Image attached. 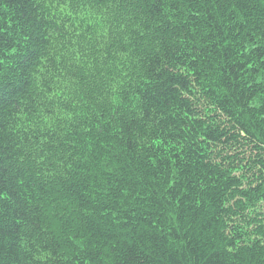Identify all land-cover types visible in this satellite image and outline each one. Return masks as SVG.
I'll list each match as a JSON object with an SVG mask.
<instances>
[{
  "label": "trees",
  "instance_id": "trees-1",
  "mask_svg": "<svg viewBox=\"0 0 264 264\" xmlns=\"http://www.w3.org/2000/svg\"><path fill=\"white\" fill-rule=\"evenodd\" d=\"M0 264H264V0H0Z\"/></svg>",
  "mask_w": 264,
  "mask_h": 264
}]
</instances>
